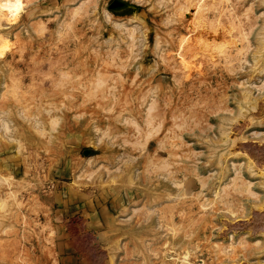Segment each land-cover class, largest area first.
Segmentation results:
<instances>
[{"label":"rangeland","instance_id":"374dc122","mask_svg":"<svg viewBox=\"0 0 264 264\" xmlns=\"http://www.w3.org/2000/svg\"><path fill=\"white\" fill-rule=\"evenodd\" d=\"M9 3L0 264H264V0Z\"/></svg>","mask_w":264,"mask_h":264},{"label":"bare ground","instance_id":"6f19581e","mask_svg":"<svg viewBox=\"0 0 264 264\" xmlns=\"http://www.w3.org/2000/svg\"><path fill=\"white\" fill-rule=\"evenodd\" d=\"M221 51V50H220ZM220 51H218V53H220ZM221 53H222V51H221ZM240 55V54H239ZM239 85V84H238ZM244 87V86H243ZM257 87V86H256ZM259 87V86H258ZM245 92V91H244ZM242 93V92H241ZM247 93V92H246ZM245 94V93H244ZM252 101V100H251ZM147 110V109H146ZM258 112V111H257ZM257 120V119H256ZM254 122V121H253ZM257 124V123H256ZM5 126V125H4ZM3 126V127H4ZM6 127V126H5ZM227 134V133H226ZM256 135V134H255ZM257 137H258V135H257ZM229 138V137H228ZM227 139V138H226ZM231 141H233V140H231ZM259 144V143H258ZM244 146V145H243ZM246 146V145H245ZM244 146V147H245ZM262 146V145H261ZM250 147V146H249ZM249 147H247V148H249ZM253 147V146H252ZM251 147V148H252ZM255 147V146H254ZM257 147V146H256ZM260 147V146H259ZM264 147V146H263ZM241 148H243V147H240V149ZM250 148V149H251ZM253 149V148H252ZM263 149V148H262ZM247 150V149H246ZM240 151V150H239ZM264 151V150H263ZM241 152V151H240ZM240 152H238V153H240ZM247 152H249L248 154L249 155H251L250 157H249V160H250V162H249V166H252L251 168H255V169H257L258 167L260 168V161H263L262 163L264 164V153H259L260 152V150L257 152V151H255L254 149L253 150H247ZM247 152H246V154H247ZM262 152V151H261ZM246 155L244 152L242 153V155ZM227 157V156H226ZM163 158V157H162ZM247 158H248V156H247ZM253 158V159H252ZM224 159V158H223ZM161 160V159H160ZM256 161V162H255ZM168 163V162H167ZM171 163V162H170ZM254 165V166H253ZM264 168V167H263ZM261 169H262V167H261ZM259 170V169H258ZM264 170V169H263ZM257 172V171H256ZM260 172H261V170H260ZM261 174V173H260ZM158 178H160V177H158ZM2 180L4 181V182H6L7 184L9 183V181H8V179L7 178H5V177H3L2 178ZM239 180V179H238ZM1 182V181H0ZM5 185V184H4ZM241 185L243 186L244 184H242L241 183ZM7 186V185H6ZM180 186V185H179ZM9 187H10V185H9ZM239 187V186H238ZM222 190V189H221ZM184 191V190H183ZM231 193V192H230ZM222 194V193H221ZM197 196V195H196ZM176 204V203H175ZM188 205V204H187ZM182 212V211H181ZM181 214V213H180ZM264 216V215H263ZM263 218V217H262ZM262 221H264V220H262ZM259 222H261V221H259ZM253 223V222H252ZM258 224H260V226H261V223H258ZM263 224V223H262ZM259 226V225H258ZM257 226V227H258ZM227 250V249H226ZM186 255V254H185ZM186 258V257H185Z\"/></svg>","mask_w":264,"mask_h":264},{"label":"clouds","instance_id":"9594fccd","mask_svg":"<svg viewBox=\"0 0 264 264\" xmlns=\"http://www.w3.org/2000/svg\"><path fill=\"white\" fill-rule=\"evenodd\" d=\"M4 7L7 8L9 13H12L13 15H15L16 13L20 12L22 5L20 3V0H15V3H9L4 5Z\"/></svg>","mask_w":264,"mask_h":264}]
</instances>
